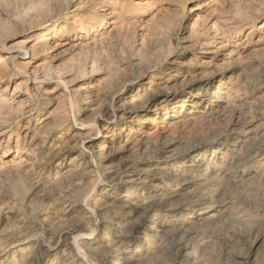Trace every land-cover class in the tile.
<instances>
[{
	"label": "rangeland",
	"instance_id": "374dc122",
	"mask_svg": "<svg viewBox=\"0 0 264 264\" xmlns=\"http://www.w3.org/2000/svg\"><path fill=\"white\" fill-rule=\"evenodd\" d=\"M6 56L0 264H264V0H0Z\"/></svg>",
	"mask_w": 264,
	"mask_h": 264
},
{
	"label": "bare ground",
	"instance_id": "6f19581e",
	"mask_svg": "<svg viewBox=\"0 0 264 264\" xmlns=\"http://www.w3.org/2000/svg\"><path fill=\"white\" fill-rule=\"evenodd\" d=\"M44 42H45V40H44ZM24 54H26V53H24ZM13 58H15V57H4V59H1L0 60V62L1 63H3V62H7V61H10L11 59H13ZM13 62V61H12ZM210 67V66H209ZM24 77V76H23ZM26 77V81L25 82H27V81H29V76H25ZM39 77H38V74H36V73H34L33 74V76H32V82H34L36 79H38ZM43 80V79H42ZM45 80V79H44ZM24 82V83H25ZM21 85V84H20ZM20 85H18V88H16L15 90H14V92H13V94H11L10 95V99H8L7 100V98H3L2 99V101L3 102H9L10 104H17V103H20L21 101H22V99H20L21 98V95H18L19 94V86ZM5 92V91H4ZM3 92V93H4ZM1 101V100H0ZM214 105H215V107L217 108V109H220L221 108V106H222V104H223V101H221V100H214L213 102H212ZM236 104V103H235ZM211 106V105H210ZM222 108H223V106H222ZM229 110V109H228ZM231 111V110H230ZM240 113V112H239ZM222 114V113H221ZM220 114V115H221ZM225 114V113H224ZM237 114V113H236ZM240 115V114H239ZM232 117V122H237V121H239V116L237 115V117H236V115H233V116H231ZM196 118V117H195ZM224 118V117H223ZM241 118V117H240ZM194 118H191V119H189V120H193ZM226 121V120H225ZM192 122V121H191ZM233 124V123H232ZM227 125V124H226ZM229 125V124H228ZM236 125V124H235ZM238 125V124H237ZM226 127V126H225ZM162 128V127H161ZM160 129V128H159ZM235 130V129H234ZM38 138V137H37ZM73 140V139H72ZM79 140V139H78ZM38 141V140H37ZM74 141H69V143H68V146L70 145L71 146V149H74V150H77V151H80V152H87L89 155L91 154V152H90V149H91V146L90 145H88L87 146V144H85L84 142H80V143H77V142H74ZM36 143V140H35V138H32V139H30V141L29 142H27L26 143V145H27V149L29 150V151H31V152H37L38 153V151H39V148H38V145L37 144H35ZM38 143H40V142H38ZM70 148V147H69ZM68 150V149H67ZM79 152V153H80ZM47 156V155H46ZM39 160V159H38ZM39 162V161H38ZM38 162H35L34 164L37 166V165H41V163H38ZM48 162V161H47ZM197 165V164H196ZM35 166V167H36ZM208 183V182H207ZM199 190H200V193H202V191H204L205 190V186L204 185H200V187L198 186V188H197V190H196V193L197 194H199ZM112 224H115V223H112ZM186 249V248H185ZM73 250H74V252H76L78 255L80 254V251H79V249L76 247V246H74L73 247ZM75 253V254H76ZM72 255V254H71ZM183 255V254H182ZM189 255V254H188ZM184 256H186V254H184L183 255V257ZM181 257V256H180ZM40 258V257H39ZM39 258L38 259H36V263H38L39 264ZM71 258V257H70ZM41 259V258H40ZM35 260V259H34ZM180 260V259H179ZM41 262V261H40ZM42 264V263H41ZM66 264H72V262L71 261H69V260H67V263Z\"/></svg>",
	"mask_w": 264,
	"mask_h": 264
}]
</instances>
